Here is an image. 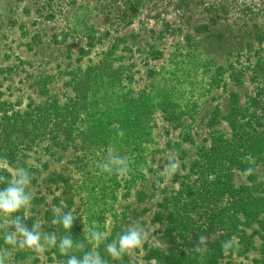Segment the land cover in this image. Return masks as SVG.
<instances>
[{"label":"rangeland","instance_id":"obj_1","mask_svg":"<svg viewBox=\"0 0 264 264\" xmlns=\"http://www.w3.org/2000/svg\"><path fill=\"white\" fill-rule=\"evenodd\" d=\"M236 128L245 134L230 154L255 172L197 178L198 151ZM111 151L129 158L128 176L99 168ZM4 156L0 175L10 180L17 166L32 175L31 208L13 216L59 238L68 231L53 210H72V239L109 264H264V0H0ZM172 158L179 167L165 175ZM225 183L245 190L219 193ZM189 184L199 186L191 197ZM136 222L144 244L113 260L106 245ZM91 228L106 234L98 247ZM3 237L6 264L68 259Z\"/></svg>","mask_w":264,"mask_h":264},{"label":"clouds","instance_id":"obj_2","mask_svg":"<svg viewBox=\"0 0 264 264\" xmlns=\"http://www.w3.org/2000/svg\"><path fill=\"white\" fill-rule=\"evenodd\" d=\"M120 137L124 136V131L118 132ZM252 164L255 161L249 156L245 157ZM9 167L7 158L0 157V170ZM179 164L175 158L170 159L165 166V175H171L176 172ZM99 168L108 174H115L120 177L128 176L131 171V165L127 156H121L114 151L109 152L107 159L99 164ZM255 172L253 167L245 169L244 174L252 175ZM32 175L24 168L17 166L12 169V178L0 175V184L7 186L0 189V214L6 217L7 222H0V229L4 230V241L6 244L13 245L19 249H30L36 253H43L51 248H58L60 254L67 256L66 264H109L108 260L103 258L98 251L85 250L86 245L84 241H74L71 237L70 230L73 227L77 216L73 214L72 210L67 212L62 208H54V216L52 224L60 225L68 231V235L57 237L55 232L43 231V225L40 220H35L31 228L23 223L24 218L21 216H13L14 213L21 209H30L34 193L30 191ZM148 232L142 227L139 222L131 224L127 230L118 235L117 239L106 245V251L113 260H120L123 256L135 249L142 247ZM88 241L95 242L98 247L106 239V234L91 228L87 237ZM200 241H204L205 237L201 236ZM223 250L227 253L234 248L232 240H226L222 244ZM195 252L200 253L201 248L199 244L194 249ZM81 252V256L73 253ZM9 257L8 250L0 249V264H6ZM155 264V261H153Z\"/></svg>","mask_w":264,"mask_h":264},{"label":"trees","instance_id":"obj_3","mask_svg":"<svg viewBox=\"0 0 264 264\" xmlns=\"http://www.w3.org/2000/svg\"><path fill=\"white\" fill-rule=\"evenodd\" d=\"M245 134V131L239 128H236L233 132L232 138L227 140L225 137L219 135L212 138V144L208 148L200 149L198 151L197 158L195 162L192 164L191 171L193 174L198 178L200 176H204V179L208 183V176H211L213 180L216 182L220 176L218 174V167H229L227 170L230 172L231 167H238L245 169V165L243 163H240L237 161L238 156L234 153L230 154L229 148L227 147L230 145V142L233 141L238 137H242ZM231 142V143H233ZM234 150V149H232ZM234 159V160H233ZM239 162V163H238ZM202 166V169L200 170V167ZM203 174V175H202ZM212 180V179H211ZM222 185L221 181L217 185ZM187 187V186H184ZM220 187V186H219ZM233 186H230V184H223V187L219 193L223 194L224 192H227L228 195L231 197H237L236 193L241 192L242 190H245V187H241L239 190H233ZM186 189V192L184 190L185 195L188 197H191L193 194L195 195L199 191V186L197 184L188 185ZM260 228L262 231H264V220L260 221Z\"/></svg>","mask_w":264,"mask_h":264}]
</instances>
